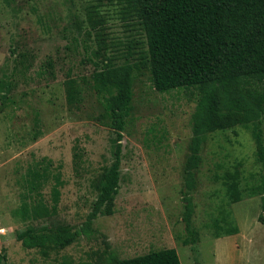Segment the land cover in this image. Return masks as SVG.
Instances as JSON below:
<instances>
[{
	"label": "rangeland",
	"instance_id": "374dc122",
	"mask_svg": "<svg viewBox=\"0 0 264 264\" xmlns=\"http://www.w3.org/2000/svg\"><path fill=\"white\" fill-rule=\"evenodd\" d=\"M147 48L141 19L126 0H0V81L12 83L9 93L0 94V264H102L112 255L130 259L164 249H175L181 264H264L262 201L248 195L262 175L254 133L261 129L264 139V119L208 135L196 187L189 192L197 242L185 245L191 238L183 219L185 167L198 95L184 89L157 92L147 68L133 84L113 215L99 216L89 234L64 249H26L17 239L28 228L79 230L112 162L114 134L102 102L89 91L80 109H70L68 72L90 76L94 62L103 67L109 59L143 66ZM49 58L53 80L37 75ZM38 129L42 136L34 140ZM76 145L83 155L80 173ZM43 158L65 183L58 213L50 220H25L17 211L30 201L27 173ZM232 183L242 194L236 203L228 196ZM43 192L50 200L51 185ZM232 227L239 232L226 238Z\"/></svg>",
	"mask_w": 264,
	"mask_h": 264
},
{
	"label": "trees",
	"instance_id": "16d2710c",
	"mask_svg": "<svg viewBox=\"0 0 264 264\" xmlns=\"http://www.w3.org/2000/svg\"><path fill=\"white\" fill-rule=\"evenodd\" d=\"M128 7L142 22L147 39V55L139 63L122 65L97 62L90 76H74L65 80L66 102L70 109H80L89 91L101 100L114 137L111 140L112 162L101 178L97 200L85 224L74 230L69 226L28 228L17 239L26 249H64L81 235L91 232L99 216L114 213L115 197L121 182L124 130L133 110V84L141 68H147L150 81L159 93L184 89L197 92L192 116L193 137L187 159L184 222L191 238L185 245L195 244L194 205L189 192L196 187L195 172L202 163L201 151L208 135L237 126H257L264 119V0H126ZM90 20L93 17L90 16ZM23 71L29 70L24 66ZM46 80L56 78L51 58L37 72ZM13 73L11 74V76ZM10 77L9 75H5ZM12 89L8 80L0 81V94ZM262 130L254 133L257 157L262 165L259 185L249 190L250 197H261L264 225V139ZM42 136L38 129L33 139ZM74 165L77 173L83 168V155L75 146ZM52 161L43 158L29 169L26 179L29 202L17 211L25 220H50L58 213L64 180L60 172L51 171ZM51 185L47 201L44 189ZM228 196L236 203L242 200L237 183L227 184ZM26 197V195H25ZM237 227L223 235H234ZM217 238L220 234L216 235ZM102 264H181L175 249L152 251L130 259L110 256Z\"/></svg>",
	"mask_w": 264,
	"mask_h": 264
},
{
	"label": "crops",
	"instance_id": "0c3cea01",
	"mask_svg": "<svg viewBox=\"0 0 264 264\" xmlns=\"http://www.w3.org/2000/svg\"><path fill=\"white\" fill-rule=\"evenodd\" d=\"M226 238H230V236H227Z\"/></svg>",
	"mask_w": 264,
	"mask_h": 264
}]
</instances>
